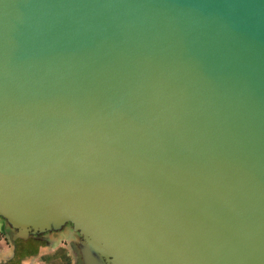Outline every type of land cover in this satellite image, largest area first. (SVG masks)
I'll use <instances>...</instances> for the list:
<instances>
[{"label": "water", "instance_id": "1", "mask_svg": "<svg viewBox=\"0 0 264 264\" xmlns=\"http://www.w3.org/2000/svg\"><path fill=\"white\" fill-rule=\"evenodd\" d=\"M0 222L264 264V0H0Z\"/></svg>", "mask_w": 264, "mask_h": 264}, {"label": "crops", "instance_id": "2", "mask_svg": "<svg viewBox=\"0 0 264 264\" xmlns=\"http://www.w3.org/2000/svg\"><path fill=\"white\" fill-rule=\"evenodd\" d=\"M10 229L7 230L6 227L0 222V248H11L9 240L7 238V233ZM29 240V239H28ZM58 239L54 245H45L43 241V246L40 248L38 254L31 255L25 254L21 257L24 264H74V258L72 256L71 249L63 241L59 242ZM27 241V240H25Z\"/></svg>", "mask_w": 264, "mask_h": 264}, {"label": "rangeland", "instance_id": "3", "mask_svg": "<svg viewBox=\"0 0 264 264\" xmlns=\"http://www.w3.org/2000/svg\"><path fill=\"white\" fill-rule=\"evenodd\" d=\"M7 238L9 240V243L11 248H0V264H24L23 259L21 260L22 255L18 253L17 247H16V239L14 237L13 231L10 230L9 233H7ZM77 234L73 230L71 226H67L64 229V232L60 234L59 242L62 240L64 241H71V239H76ZM58 242H53V245ZM66 244V243H65Z\"/></svg>", "mask_w": 264, "mask_h": 264}, {"label": "flooded vegetation", "instance_id": "4", "mask_svg": "<svg viewBox=\"0 0 264 264\" xmlns=\"http://www.w3.org/2000/svg\"><path fill=\"white\" fill-rule=\"evenodd\" d=\"M6 227V226H5ZM7 228V227H6ZM9 230V228H7ZM60 237V234H51L48 236V240L43 241L45 245H53V242H56ZM64 243L68 245V247L71 249L72 256L74 258V264H84V258L83 254L81 252V249L79 247V237L77 236L76 239H71V241H64Z\"/></svg>", "mask_w": 264, "mask_h": 264}, {"label": "trees", "instance_id": "5", "mask_svg": "<svg viewBox=\"0 0 264 264\" xmlns=\"http://www.w3.org/2000/svg\"><path fill=\"white\" fill-rule=\"evenodd\" d=\"M16 241L17 251L22 256H24L25 254L36 255L38 254L40 248L44 245L42 241H39L35 238H30L27 241L22 239H16Z\"/></svg>", "mask_w": 264, "mask_h": 264}]
</instances>
